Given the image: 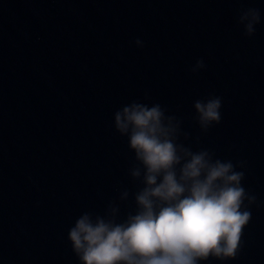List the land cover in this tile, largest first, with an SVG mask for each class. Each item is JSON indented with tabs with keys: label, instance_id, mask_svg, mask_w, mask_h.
<instances>
[{
	"label": "clouds",
	"instance_id": "obj_1",
	"mask_svg": "<svg viewBox=\"0 0 264 264\" xmlns=\"http://www.w3.org/2000/svg\"><path fill=\"white\" fill-rule=\"evenodd\" d=\"M237 22L252 36L261 23L260 10L248 9ZM204 66L197 61V68ZM194 108L202 131L221 123L220 97L197 100ZM114 127L134 153L129 174L143 186L134 196L135 212L123 219L114 204L104 215L84 212L76 219L68 240L80 264L234 260L252 219L246 201L256 200L242 186L245 172L237 168L243 162L234 165L205 148L193 151L185 144L189 135L182 121L159 103L133 100L114 113ZM128 196L126 190L123 199Z\"/></svg>",
	"mask_w": 264,
	"mask_h": 264
}]
</instances>
